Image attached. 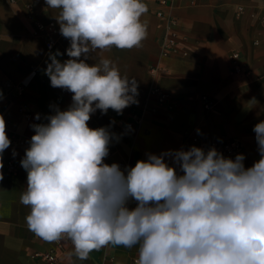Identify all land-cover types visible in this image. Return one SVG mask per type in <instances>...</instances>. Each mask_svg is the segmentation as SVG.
Returning <instances> with one entry per match:
<instances>
[{"label":"clouds","instance_id":"1","mask_svg":"<svg viewBox=\"0 0 264 264\" xmlns=\"http://www.w3.org/2000/svg\"><path fill=\"white\" fill-rule=\"evenodd\" d=\"M45 2L59 10L55 19L70 46L63 62L59 50L48 53L44 74L53 88L73 93V102L66 110L50 106L48 123L31 125L35 134L21 160L28 229L49 243L69 239L68 259L139 245L135 264H264V121L253 128L260 159L249 168L243 154L232 159L196 146L147 153L123 170L109 166V143L119 137L88 121L97 109L120 115L138 104V82L107 58L95 62V54L140 47L148 7L143 0ZM10 144L0 115V154ZM130 200L137 202L131 210Z\"/></svg>","mask_w":264,"mask_h":264},{"label":"crops","instance_id":"2","mask_svg":"<svg viewBox=\"0 0 264 264\" xmlns=\"http://www.w3.org/2000/svg\"><path fill=\"white\" fill-rule=\"evenodd\" d=\"M14 1L0 0V115L11 141L0 154V264H46L35 254L51 251L54 242H45L27 227L30 207L20 202L27 171L21 160L35 134L31 125L48 123L45 117L53 114L50 106L66 110L73 102V93L53 88L44 74L49 52L59 50L61 62L69 59L70 40L60 33L58 9L49 8L45 0ZM143 2L148 7L141 17L147 38L141 46L112 47L95 54V62L107 58L122 77L136 78L139 93V103L120 115L112 109L91 114L90 128L110 127L119 137L110 141L104 163L134 167L138 160H147V153L187 151L196 138L201 144L217 145L234 140L238 149L228 158L243 154L245 168L253 166L260 159L253 128L264 121V0H171L167 6L156 0ZM159 11L163 17L156 15ZM168 20L173 22L169 30ZM39 24H53V32L39 29ZM170 31L178 38L177 50L166 55L163 40ZM234 53L239 54L238 72L233 70ZM153 88L169 92L175 107L152 102ZM134 111H143L145 117L138 128L128 131L126 124ZM37 113L40 120L35 119ZM9 161L16 163L17 174L7 172ZM178 174L182 173L178 170ZM127 206L134 209L137 202L130 200ZM138 248L109 245L91 252L87 260L68 259L73 250L70 241L56 253L55 264H135Z\"/></svg>","mask_w":264,"mask_h":264},{"label":"built area","instance_id":"3","mask_svg":"<svg viewBox=\"0 0 264 264\" xmlns=\"http://www.w3.org/2000/svg\"><path fill=\"white\" fill-rule=\"evenodd\" d=\"M10 2L15 3L14 0H10ZM156 2L160 6H167L168 2H171V0H156ZM25 7L27 10L31 11L32 7L30 4H26ZM156 15L158 17H163L164 13L159 11ZM172 23H173L172 20H168V22H167L168 30L171 27ZM261 23H262V27H264V18H262ZM38 28L39 29H46L48 32H53V24H48L47 26H43V25L39 24ZM177 42H178V38L174 32L170 31L169 33H167V35L165 36V38L163 40L164 54L169 55V54L173 53L174 51H176L177 50L176 49L177 48ZM46 46H47V48H50L51 43H47ZM238 60H239V54L234 53L233 54V70L235 72H238L240 70ZM23 87H24V85H21L19 87L18 91L21 92ZM149 97H150V100L157 105L166 106L169 109H173L175 107L174 99L169 92L153 88L149 92ZM209 107H210L209 103L206 102L205 103V109H208ZM25 117L28 118L29 116L25 115ZM144 117H145V115H144L143 111H134L131 115V120L129 122H127V124H126V130L129 131V128H128L129 125L131 126V130L134 128H138L141 125L142 121L144 120ZM192 141H193V146H196L198 148H202L205 151H207L209 148L214 147L217 151L222 153L227 158L229 156H231L232 154H234L236 152V150L238 149V143L234 140L225 141L220 145H217V144H201L196 138H193ZM120 167L123 170L126 166L120 165ZM127 167H129V166H127ZM7 172L9 174H17L18 173V170L16 169V163L15 162H11V161L8 162ZM68 242H70V240L67 238H64L58 242H54V247L51 251H49L47 253H36L35 257L43 260L46 264H55L57 261V259H56L57 254L56 253L62 251L64 249L65 244Z\"/></svg>","mask_w":264,"mask_h":264}]
</instances>
